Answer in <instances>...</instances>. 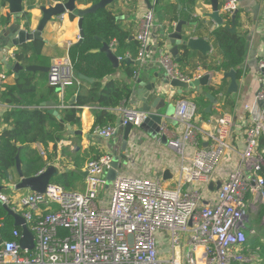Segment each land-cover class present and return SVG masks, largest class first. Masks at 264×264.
<instances>
[{
  "label": "built area",
  "instance_id": "built-area-1",
  "mask_svg": "<svg viewBox=\"0 0 264 264\" xmlns=\"http://www.w3.org/2000/svg\"><path fill=\"white\" fill-rule=\"evenodd\" d=\"M221 3L222 14L229 17L238 9L237 0ZM154 19L153 11H146L136 35L140 62L147 52ZM156 63L168 78L192 81L179 74L175 61L162 49ZM258 69L262 74L254 100L243 106L238 162L225 176L220 166L226 153L234 152L230 144L233 116L222 115L212 131L203 133L194 124L196 106L178 101L173 119L182 127L181 138L168 141L182 156L175 187L165 186L160 179L116 175L108 200H98L99 188L108 184L105 173L113 159L112 154H106L87 162L85 192H67L53 185L44 194L28 193L17 199L0 194V203L20 215L34 237L33 249L21 250V232L14 230L12 239L0 244V264L252 263L254 259L244 254V246L251 231L247 226L249 210L259 201L264 205L259 175L264 160L258 153V142L264 137V54ZM5 79L0 72V87ZM47 82L61 96L66 87L78 82L68 58L51 62ZM120 113L122 127L138 129L147 118L139 110L121 108ZM116 129L107 125L96 128L94 134L108 140ZM165 130L166 126H161L160 134ZM156 141H161L160 136ZM217 182L219 188L210 191L209 184ZM249 196L254 199L248 200ZM159 235L168 240L169 259L159 257Z\"/></svg>",
  "mask_w": 264,
  "mask_h": 264
},
{
  "label": "crops",
  "instance_id": "crops-1",
  "mask_svg": "<svg viewBox=\"0 0 264 264\" xmlns=\"http://www.w3.org/2000/svg\"><path fill=\"white\" fill-rule=\"evenodd\" d=\"M48 1L51 5H54L63 0H28L27 2H23L24 8L19 23L25 30L34 31L41 18V12L37 6L32 10H28L27 6L30 4L45 5ZM149 2L155 19L144 61L140 62L138 58L132 60L128 54L124 56V53L119 56L120 54L115 53L113 46L110 45L109 48L114 55L121 59L127 58L133 64L120 63L119 67L114 69L115 71L111 75L99 81L101 89L111 83L114 86L125 85L130 90L131 78L127 76V69H132L137 73L139 72L142 78V74L147 73L149 78H143V81L146 82L152 78L154 73L163 75L162 69L156 63L158 50L162 49L168 52L170 47L168 44H163L162 34L165 35L173 32L177 28L176 25L179 24L178 22L182 23L183 32H192L195 37L206 40L209 34L219 26L208 17L212 13L211 0H196L193 5L181 4L180 0L177 3L175 0H159L158 2L156 0H149ZM155 3H158L159 7L160 5L164 7L160 16L159 8H155ZM237 3L239 27H235V29L238 33L244 34L246 41V56L241 67L243 74L237 80V92L228 94L227 90L230 85V80L225 79L223 73H207L201 66L203 58H207L209 63L210 60H214L215 58V52L211 44L210 51L205 55L197 51H189L193 59L188 65L182 67L183 72L192 77L191 80L208 74V86L214 84L215 88L221 89V93L217 95V104L212 106L211 113L208 117H205L203 114H206L204 111L209 103L195 89L189 92L183 90L179 94L178 89H173L169 85L158 88L159 96L168 104L173 103L176 106L181 99L196 103L197 117L194 124L203 133L212 131L215 120L222 115L228 114L233 116L230 144L234 147V152L230 151L226 153L221 162L220 167L223 169V176L234 167V163L237 165L238 153L242 148L241 140L243 139L244 133L242 129L245 121L243 106L250 105L254 100V95L258 90V79L262 74L258 69V63L264 54V0H237ZM89 6L84 1L76 4L77 9H86ZM221 6V0H218L220 17H222ZM107 7L119 22L120 27L130 33L129 40L135 38L141 26L142 18L146 11L149 10L144 0H117ZM167 8L170 10L168 15L164 14ZM254 9L257 12L256 18L253 14ZM25 13L29 15L28 20L23 17ZM6 19H11V15L8 12V5L0 1V27L5 25L2 23ZM77 25L78 17L74 16L72 18L70 13H64L52 18L41 33V41L39 42L42 43V49L39 56L27 54L19 59L16 54L20 51V46L11 47L10 49L0 47V72L4 73L6 77L3 86L0 87V143L2 135L8 130H12L23 116L37 112L44 116L48 114L57 122H61L66 113L77 111L75 117L78 119V123H64L63 130L60 132L61 139L56 144L52 142L47 144L36 142L31 144L16 143L15 145L19 150L21 170L23 167L22 155L30 151H35L40 158V168L36 172L33 170L30 174L31 176L38 173L40 169H45L51 165L56 167L59 172L57 176L51 179V184L56 181L57 177L66 175L72 182L73 188L70 189L71 191L85 192L86 177H81L78 175V172H85L87 162L93 160L96 156H103L115 152L119 154L120 151L118 150L121 148L120 140L114 137L108 140L101 139L94 134L95 127H97L95 125L97 113L104 112L106 114V117L103 119L105 122L103 126L113 125L117 127V123L121 119V108L138 110L137 102L130 99L129 96L123 106L118 109L101 108L96 101H92L101 95V91L99 90L97 93L92 92V84L95 80L91 77L87 78L92 79V82L81 81L77 77L78 82L66 87L61 96L48 86L47 72H27L20 70L14 73L9 68V66L13 67L15 64H19L22 67L38 66L49 68L53 60L68 58L70 48L78 44L79 31ZM97 52H100V50ZM181 52L182 49L180 47L179 53ZM93 53H96V51ZM137 63H140V66ZM194 67L195 69H193ZM155 82L158 84L159 80L157 79ZM93 94L95 97L90 100L89 98ZM78 95L88 98L90 102L84 106H78ZM225 101L230 102V108H224L223 103ZM46 102L53 103V106L47 107L43 105ZM50 110L55 111L56 115L49 113ZM54 126L53 121H47L44 125L45 131H51V134L54 135ZM165 126L164 136L167 141H180L182 127L179 126L177 121L175 120L174 124L167 123ZM133 132L135 135L132 136L127 151L124 154L126 163L122 167L126 169L125 174H130V176H124L120 172L122 169L117 175L121 177L160 179L165 186L175 187L179 181L178 169L182 163V156L168 144L156 141L158 137L153 139L148 133L142 132L139 129H133ZM27 135H30V133H27ZM233 137L235 138L234 140H232ZM165 171L169 172L166 180L163 178ZM7 173L11 179L10 181L5 179L4 171H0V185L10 187L4 189L2 192L3 195L10 199H17L30 193L27 190H13V186L19 182L15 166L7 170ZM110 189L111 184L99 188V194L104 195L105 202L108 200ZM41 212H44L43 208ZM158 238L164 244L163 247H159V257L164 260L169 259L172 256V251L169 246L166 248V244H168L167 238L164 235H159Z\"/></svg>",
  "mask_w": 264,
  "mask_h": 264
},
{
  "label": "trees",
  "instance_id": "trees-1",
  "mask_svg": "<svg viewBox=\"0 0 264 264\" xmlns=\"http://www.w3.org/2000/svg\"><path fill=\"white\" fill-rule=\"evenodd\" d=\"M66 1L67 0H63L61 3H65ZM82 1H84L85 4H89L91 6L98 3L99 0H78L76 1V4ZM195 1L196 0H180V3L193 5ZM154 5L155 8H159L160 16V14L162 13L161 11L164 9V7L162 5H160L159 7L158 3H155ZM107 8L108 7L100 9L96 13L86 15L83 18L82 30L84 36L82 42L70 48L68 52V59L71 63L73 72L76 77L78 75H84L85 77L93 78L95 82L92 84V92L97 93V91H101V95L98 96L97 99H93L95 97L94 94L90 96L89 99H93L92 101H96L101 108L118 109L123 106L127 98L130 96L131 89L129 90L125 85L114 86L111 83L107 84L101 89L99 81L111 75L115 70L111 66V63L105 56V54L97 51H99L103 45H107L109 47L111 45L113 46V51L117 54H120L119 56L124 53V56L125 54H128L132 60H136L139 56L140 46L136 40V36L134 39L129 40L130 33L120 27L119 22L116 20L115 16L110 13ZM169 13L170 10L167 8V11L164 14L168 15ZM221 15V18L223 20L222 25L218 26L209 34L207 38L208 42L206 39H204L209 44V46L211 44L212 49L215 52V58L214 60H210V63L207 58H203V61H201V66L206 70L207 73L217 72L223 73L224 75L225 73L233 70L235 72L236 79L239 80L243 74L241 67L246 56V41L244 38L245 36L244 34L238 33L236 29L234 32H231V17L226 14ZM23 17L28 20L29 15L25 13ZM71 17L74 18V15L71 14ZM6 20H4V23L2 24H6L8 22V20ZM234 25L236 28L239 27L238 16ZM189 33L191 37L197 38L193 35L192 32ZM20 47V51H18L16 54L17 58L19 59L27 54L39 56L42 49V43L39 41H32ZM181 49L182 52L179 53V61L175 62L177 64V71L181 76L191 80L192 77L185 74L182 70V67L188 65V63L193 58L192 56H190L189 51L185 50L184 48ZM95 51L96 53H93ZM193 69H195V67ZM126 72L127 76L130 78H132L134 74L137 73L132 69H127ZM220 90V88H215L214 84H210V86H208L207 84V86L204 87V91L213 95L216 99L217 95L221 93ZM89 99L84 96L78 95V106H84L85 104L90 102ZM193 104L196 106V103ZM223 106L224 108H230L231 104L230 102L225 101V103H223ZM76 112L77 111H70L66 113L63 116L61 122H57L52 116L48 114L44 116L41 113L37 112L21 117L18 123H16V126L12 130L6 131L1 137L0 171H4L5 177L6 174H8L7 170L12 169L15 166V157L18 153V148L15 145L16 143L31 144L39 142L41 144H47L52 142L56 144L61 139L60 132L63 130L64 123H78V119L75 117ZM203 115L205 117L209 116V114ZM104 117H106V114L104 112L97 113L95 120V125L97 127H95V129L105 127L103 126V124L105 123L103 121ZM50 120L53 121L55 125L53 128V131H55L54 135L51 134V131H45L44 128L45 123L47 121L49 122ZM27 133H30V135H27ZM258 153L264 160V137L261 138L258 142ZM100 157L101 156H96L93 160H98ZM39 163L40 158L35 151H30L26 154H23V176L26 178L32 177L30 174L33 170H35V172L38 171V169L40 168ZM41 170L42 169H40L39 172ZM38 173H36L35 175H37ZM259 175L263 179L264 194V168L260 169ZM53 185L60 187L67 192H73L70 190V188H73L72 182L66 175L57 177ZM3 191L4 189L0 192V194H2ZM260 214H264V205L261 206ZM14 230L18 231L19 233L21 232L19 228L13 226L12 217L8 215V213L0 203V241L6 242L11 240V233ZM61 233L62 235L66 234V232ZM244 254L253 257L254 261L249 264H264L263 226L259 227L253 236L247 234V241L244 246Z\"/></svg>",
  "mask_w": 264,
  "mask_h": 264
},
{
  "label": "water",
  "instance_id": "water-1",
  "mask_svg": "<svg viewBox=\"0 0 264 264\" xmlns=\"http://www.w3.org/2000/svg\"><path fill=\"white\" fill-rule=\"evenodd\" d=\"M5 2L8 5V12L11 15V19L8 22L0 27V47H6L10 49L11 47L22 46L26 43L32 41H41V33L45 28L46 24L54 17L60 16L64 13H70L74 16L78 17V31H79V40L78 44L82 42L83 39V30H82V22L83 18L86 15L94 14L100 9H104L107 6L111 5L113 2L117 0H99L98 3L89 6L86 9H77L76 1L78 0H67L65 3H56L51 5L50 2H46L45 5H35L30 4L27 6L28 10H32L34 7H38L41 12V18L37 24V27L34 31L25 30L24 27L19 23V19L23 13V2H27L28 0H0ZM159 0H156V2ZM177 1V0H176ZM148 9H151V4L149 0H144ZM212 13L208 15L210 19H212L217 25H222L221 17L218 12V0H211ZM253 14L255 15L257 12L255 9L253 10ZM238 16V9L231 16V28L230 31H235V22ZM177 28L173 30L171 33L162 34L163 44L170 47L168 53L172 57L175 62L179 61L180 54L179 48H184L187 51H197L202 55H205L210 51L209 44L204 39H197L190 36L189 32L182 31V23L176 25ZM100 52L104 53L108 60L110 61L112 67L117 69L120 63L125 64H133L129 59H123L120 61L117 56H115L110 50L109 46L103 45L100 49ZM140 66V63H137ZM14 73H17L20 70H25L27 72H48V67H38V66H25L22 67L19 64H15L13 67H10ZM162 69V68H161ZM163 71V69H162ZM144 79H148L149 75L142 74ZM225 79L230 80V85L227 90L228 94L236 93L238 90L237 79L235 72L233 70L225 73ZM79 80L92 82V79H89L83 75L77 76ZM140 73H135L131 78V93L130 99L135 100L137 102V109L141 112L147 114V118L138 128L140 131L148 133L149 136L153 139H156L160 136V140L164 144H168V141L164 135H161V126L168 124H174L175 120H173V115L175 113L176 106L173 103H166L164 99L159 96V87L169 85V87L173 89H178V93L181 94L183 90L190 91L195 89L197 93L204 96L208 101V106L205 109L206 114L211 113V109L213 105L217 104V99L204 91V87L207 86L209 81V76L204 75L197 79H193L189 82H183L179 79H170L167 77L165 72L162 74L154 73L152 78L146 82L143 79ZM159 80V83L156 84V80ZM43 105L50 107L53 106V103L46 102ZM49 113L56 115V112L50 110ZM135 135L133 132V128L131 125H127L122 127L120 122L117 123V129L113 135V137L117 140H120L121 148L120 153L117 154L112 153L113 159L110 168L105 173V179L108 184H111L115 178L117 173L122 169L125 165L126 157L124 154L127 151L129 143L131 141L132 136ZM205 146V145H204ZM15 168L19 177V182H17L13 186V190L21 191L27 190L30 193L44 194L47 192L48 188L53 187L51 184V179L59 174L58 169L54 166H47L45 169H42L37 175L32 177H24L21 170V162L19 158V150L15 157ZM78 175L81 177H86L87 172H78ZM167 175H169L168 171L163 173L164 180L167 179ZM6 180L10 181L9 175L6 174ZM220 183L217 182L215 185L213 183L209 184V189L211 191L214 188H219ZM10 187H3L0 185V192L3 189ZM11 190V189H10ZM5 211L9 216L13 219V226L19 228L21 230V238L19 239V247L21 250L28 249L31 250L34 247V237L32 233L29 231L28 226L25 220L18 214L14 213L9 207L6 205H2ZM2 242L0 241V244Z\"/></svg>",
  "mask_w": 264,
  "mask_h": 264
},
{
  "label": "rangeland",
  "instance_id": "rangeland-1",
  "mask_svg": "<svg viewBox=\"0 0 264 264\" xmlns=\"http://www.w3.org/2000/svg\"><path fill=\"white\" fill-rule=\"evenodd\" d=\"M125 168H122V170L120 172H122V174L124 176H130V174H125ZM119 172V173H120ZM71 189V188H70ZM104 198L103 194H99L98 195V200H102ZM254 197L253 196H249L248 200H253ZM261 202L259 201L256 206L252 207L249 210V216H248V223L247 226L250 227L251 231H250V236H253L256 233V230L263 226L264 227V214H260V210H261ZM166 237V236H165ZM158 243H159V247H163L164 244L161 243L160 238H158ZM166 248L169 246V244H166Z\"/></svg>",
  "mask_w": 264,
  "mask_h": 264
}]
</instances>
